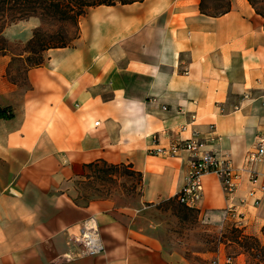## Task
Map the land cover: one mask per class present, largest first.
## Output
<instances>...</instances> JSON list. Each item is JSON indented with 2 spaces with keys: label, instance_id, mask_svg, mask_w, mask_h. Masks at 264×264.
<instances>
[{
  "label": "crops",
  "instance_id": "1",
  "mask_svg": "<svg viewBox=\"0 0 264 264\" xmlns=\"http://www.w3.org/2000/svg\"><path fill=\"white\" fill-rule=\"evenodd\" d=\"M200 1L89 7L71 44L44 52V63L21 82L7 71L25 67L40 21L4 28L21 51L0 52V264L223 262L220 251L214 256L186 234L171 209L187 153L167 158L152 150L192 131L204 136L213 125L217 140L206 149L242 168L245 153L264 138V0H227L216 15L201 13ZM100 161L139 174L135 192L118 187L79 199L74 182ZM254 170L253 183L241 175L232 202L215 176H203L191 209L197 220L233 222L235 214L250 235L264 226V164ZM84 223L97 228L104 252L75 258L80 247L70 239Z\"/></svg>",
  "mask_w": 264,
  "mask_h": 264
},
{
  "label": "rangeland",
  "instance_id": "2",
  "mask_svg": "<svg viewBox=\"0 0 264 264\" xmlns=\"http://www.w3.org/2000/svg\"><path fill=\"white\" fill-rule=\"evenodd\" d=\"M86 6L85 11L89 7L97 6L102 0H84ZM113 3H128L137 0H111ZM210 5L213 9L210 12L218 13L223 8L222 0H205L204 5ZM41 14L42 12L39 11ZM32 17H27V20ZM40 21L38 28L52 34L58 30L64 31L69 40H73L77 36V28L72 22L59 23L54 22L49 17H34ZM19 21L10 23L5 20L0 14V50L6 49L14 53L20 52L21 48L12 44L2 36V31L5 27L11 26ZM8 23L7 25H5ZM36 30V29H35ZM34 32V31H33ZM3 39V40H2ZM72 41L69 42L71 44ZM40 55V54H38ZM31 58H36L33 54ZM24 68L21 63H15L9 74L16 82L23 80L21 70ZM105 169L102 166L91 169L87 172L85 178L74 182L78 198L83 201L91 200L95 197L109 195L118 187L125 192H135L138 185V180L135 176L128 174L125 168L118 170H108L105 175L99 174L98 170ZM114 177H116L114 179ZM173 212L180 218L181 226L186 234L193 235L195 243L200 245V248H205L208 252L216 255L220 251L224 259H230L237 264H264V226H262L254 234H246L242 228L235 226L233 222L223 220L203 222L197 220V215L194 210L172 206Z\"/></svg>",
  "mask_w": 264,
  "mask_h": 264
},
{
  "label": "built area",
  "instance_id": "3",
  "mask_svg": "<svg viewBox=\"0 0 264 264\" xmlns=\"http://www.w3.org/2000/svg\"><path fill=\"white\" fill-rule=\"evenodd\" d=\"M186 71H184V74ZM98 125V123H95ZM183 130V128H181ZM217 140L214 134L213 125H209L204 136H199L197 132L192 131L188 139H176L172 141L168 147H159L152 150V154L167 158H176L179 153L185 152L188 155V166L184 178V184L176 193V202L187 208L195 209L199 204L202 196L201 179L205 175L215 176L221 186L225 200L234 201V192L238 186L242 174L246 175L249 183H253L256 179V171L254 168L264 164V138L257 137L253 147L248 150L242 160V168L236 169L232 166L231 161L225 155L206 149ZM259 192H263L264 188H259ZM253 192H249L248 196H252ZM257 199L252 200V205L257 204ZM237 205L241 206L245 203L244 198L237 199ZM228 212L234 214V205H231ZM233 223L235 226L242 227L241 217L236 216ZM72 244L80 247L75 258L97 256L104 252V247L99 237L98 230L89 223H84L79 234L70 239ZM68 259L72 258L67 256ZM74 258V257H73ZM65 264V263H62ZM210 264H234L230 259H224L219 262L212 259Z\"/></svg>",
  "mask_w": 264,
  "mask_h": 264
},
{
  "label": "trees",
  "instance_id": "4",
  "mask_svg": "<svg viewBox=\"0 0 264 264\" xmlns=\"http://www.w3.org/2000/svg\"><path fill=\"white\" fill-rule=\"evenodd\" d=\"M141 1V0H137ZM132 1V2H137ZM205 0H201L199 3V11L204 14H219L227 10V0L223 1V8L218 13L210 12L212 7L207 4L204 5ZM260 0H247L251 6H255ZM128 2V3H132ZM111 0H102L98 5H114ZM127 4V3H121ZM86 6L84 0H0V14L5 20H9L10 23L16 21H23L27 17H49L54 22L65 23L72 22L77 28V22L79 17L84 13L83 8ZM42 12L41 14L39 13ZM6 23L5 25H7ZM75 39V38H74ZM73 39V40H74ZM3 40V39H2ZM65 35L64 31L61 29L48 34L40 28H37L33 32L32 39L26 45V53L28 56L25 58V67L22 69V74L25 75L28 69L33 67L41 66L44 63V52L49 49L65 48L69 46V42L73 41ZM6 49H1L0 52H6ZM33 54L38 56L36 58H31L30 55ZM40 54V55H38ZM10 70L7 71L8 78L15 82L9 74ZM24 79V78H23ZM5 111H0V117L4 116ZM99 166L105 169H99L98 173L105 175L108 170H118L120 168H125L129 175L135 176L140 181V175L130 170V167L123 165H109L104 161L91 163L86 165L87 172L91 169L98 168ZM178 207H183L177 205ZM185 208V207H183Z\"/></svg>",
  "mask_w": 264,
  "mask_h": 264
}]
</instances>
